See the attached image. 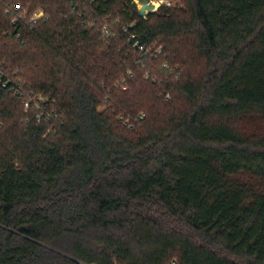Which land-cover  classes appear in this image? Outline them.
<instances>
[{"label": "trees", "instance_id": "1", "mask_svg": "<svg viewBox=\"0 0 264 264\" xmlns=\"http://www.w3.org/2000/svg\"><path fill=\"white\" fill-rule=\"evenodd\" d=\"M71 1H0V264H264V0Z\"/></svg>", "mask_w": 264, "mask_h": 264}, {"label": "built area", "instance_id": "2", "mask_svg": "<svg viewBox=\"0 0 264 264\" xmlns=\"http://www.w3.org/2000/svg\"><path fill=\"white\" fill-rule=\"evenodd\" d=\"M0 1L4 2V3L7 2L8 5L11 2V0H0ZM66 1H69L71 4V6H72L71 11L78 12L77 6H74L73 2L71 0H66ZM128 1H130L131 3H134L136 5L135 1H133V0H128ZM146 1H147V4L153 5V9L152 10H145L144 15L142 16L143 18H146L148 13L156 11L161 4H163V3L169 4V2L167 0H146ZM141 7H142V4H141ZM6 13L9 14L10 11L6 10ZM43 16H44V13H43L42 9H40V8L34 10L32 13H29L27 10H22L19 12L18 10L15 9L14 10V16L12 17L11 23L13 25H16L17 23L21 24V25L23 24V26L25 25V26H29L31 28ZM107 32H108V29L106 26H104L103 27V33L105 34ZM131 46L135 51H137L139 53V57H141V58L137 59V61H136L137 63L140 62L142 59L143 60H148L151 58L153 59L157 55H159L162 51L161 48H157V47H153V46L147 47L146 45L141 44L138 41H135L133 44H131ZM163 70L165 72H167L168 75H175V77L180 76V73L178 72V66L171 67L169 63H164L163 64ZM146 76L148 77V74H146ZM153 79L155 80V78H153ZM25 105L29 107V105H30L29 101L25 102ZM44 114H45V112L43 111L42 108H40L36 114V121L40 122L43 119V116H45ZM47 115L49 116L50 114L47 113ZM141 117H143V115H140V118ZM124 123L126 124L127 120H125ZM129 126L131 127V124ZM168 264H179V263L176 259H171L168 262Z\"/></svg>", "mask_w": 264, "mask_h": 264}, {"label": "rangeland", "instance_id": "3", "mask_svg": "<svg viewBox=\"0 0 264 264\" xmlns=\"http://www.w3.org/2000/svg\"><path fill=\"white\" fill-rule=\"evenodd\" d=\"M125 1H128V0H125ZM133 1H135L138 10H140L142 0H133ZM167 1L169 2V4H171L169 0H167ZM173 3H174V1H173ZM160 64L161 63L157 64V66H160ZM153 66H154L153 64H150V68H152ZM36 101H37L36 104H39V102L42 101V97L36 95ZM234 124H235L236 128L245 136H261V135H264V120L260 119L258 116H248V117L243 118L241 120H237V122Z\"/></svg>", "mask_w": 264, "mask_h": 264}, {"label": "water", "instance_id": "4", "mask_svg": "<svg viewBox=\"0 0 264 264\" xmlns=\"http://www.w3.org/2000/svg\"><path fill=\"white\" fill-rule=\"evenodd\" d=\"M153 9V5L152 4H147L146 0L142 1V7L139 10V15L143 16L145 13V10H152Z\"/></svg>", "mask_w": 264, "mask_h": 264}]
</instances>
